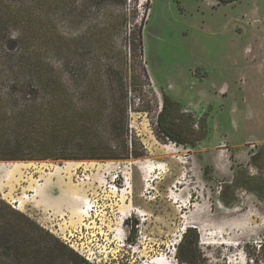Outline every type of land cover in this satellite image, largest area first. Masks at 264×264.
Returning a JSON list of instances; mask_svg holds the SVG:
<instances>
[{
  "label": "rangeland",
  "instance_id": "1",
  "mask_svg": "<svg viewBox=\"0 0 264 264\" xmlns=\"http://www.w3.org/2000/svg\"><path fill=\"white\" fill-rule=\"evenodd\" d=\"M45 65L102 74L62 81L103 110L82 134L121 101L142 156L0 161L10 210L90 264H264V0H0V68ZM163 95L181 143L158 129Z\"/></svg>",
  "mask_w": 264,
  "mask_h": 264
},
{
  "label": "trees",
  "instance_id": "2",
  "mask_svg": "<svg viewBox=\"0 0 264 264\" xmlns=\"http://www.w3.org/2000/svg\"><path fill=\"white\" fill-rule=\"evenodd\" d=\"M66 77L74 80L77 87L85 85L84 90L89 93L93 82L104 76L65 65L0 68V78L11 81L0 98V161H110L141 157L136 139L129 136L128 110L121 101L112 105L104 118L107 132L82 134L85 117L94 122L104 117L103 110L74 106L62 83ZM162 101L158 129L173 142L181 143L172 134L170 119L179 112L180 103L165 95ZM73 134L80 138L74 141ZM0 206L7 209L0 208V217L19 218L14 223L0 221V252L4 251L2 254L7 258L0 255V264H40L45 258L42 260V255L54 256L53 260L58 259L61 264H90L30 219L10 210L1 200Z\"/></svg>",
  "mask_w": 264,
  "mask_h": 264
},
{
  "label": "built area",
  "instance_id": "3",
  "mask_svg": "<svg viewBox=\"0 0 264 264\" xmlns=\"http://www.w3.org/2000/svg\"><path fill=\"white\" fill-rule=\"evenodd\" d=\"M77 178L79 179V182H81V183H83V182L85 181L84 176H82V177H80V178L77 177ZM94 203H95V202H93V203L89 206V209H92V208H93V206L95 205ZM14 204H16L15 201L13 202V205H14ZM13 207H14V206H13Z\"/></svg>",
  "mask_w": 264,
  "mask_h": 264
},
{
  "label": "bare ground",
  "instance_id": "4",
  "mask_svg": "<svg viewBox=\"0 0 264 264\" xmlns=\"http://www.w3.org/2000/svg\"><path fill=\"white\" fill-rule=\"evenodd\" d=\"M157 264H164L163 262L159 261V262H156Z\"/></svg>",
  "mask_w": 264,
  "mask_h": 264
},
{
  "label": "crops",
  "instance_id": "5",
  "mask_svg": "<svg viewBox=\"0 0 264 264\" xmlns=\"http://www.w3.org/2000/svg\"><path fill=\"white\" fill-rule=\"evenodd\" d=\"M225 86V85H224ZM225 87H227V85L225 86ZM228 88V87H227ZM224 89V88H223ZM224 91H225V89H224Z\"/></svg>",
  "mask_w": 264,
  "mask_h": 264
},
{
  "label": "flooded vegetation",
  "instance_id": "6",
  "mask_svg": "<svg viewBox=\"0 0 264 264\" xmlns=\"http://www.w3.org/2000/svg\"><path fill=\"white\" fill-rule=\"evenodd\" d=\"M224 92H222V94H223Z\"/></svg>",
  "mask_w": 264,
  "mask_h": 264
}]
</instances>
